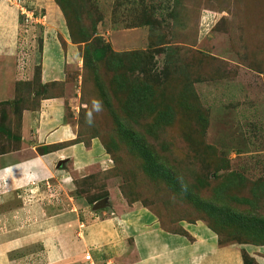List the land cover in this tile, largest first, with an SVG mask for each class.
Segmentation results:
<instances>
[{
    "label": "rangeland",
    "instance_id": "obj_1",
    "mask_svg": "<svg viewBox=\"0 0 264 264\" xmlns=\"http://www.w3.org/2000/svg\"><path fill=\"white\" fill-rule=\"evenodd\" d=\"M6 1L19 19L15 80L0 83L13 90L0 100V156L20 148L22 114L45 98L65 100L76 132L52 150L96 140L103 156L80 174L63 164V180L32 174L19 194L24 181L1 182L0 216L55 199L82 216L118 196L191 241L181 223L200 222L242 264H264V0ZM62 31L63 79L45 83L43 43Z\"/></svg>",
    "mask_w": 264,
    "mask_h": 264
},
{
    "label": "crops",
    "instance_id": "obj_2",
    "mask_svg": "<svg viewBox=\"0 0 264 264\" xmlns=\"http://www.w3.org/2000/svg\"><path fill=\"white\" fill-rule=\"evenodd\" d=\"M17 19L18 10L0 0V50L4 51L0 57V83L5 85H12L15 80L16 53L11 46L16 43L11 42L15 40ZM62 32L61 39L56 34L57 38H46L43 43L45 83L63 79L66 52L62 42L68 43L69 37ZM10 92H0V100L12 98ZM20 126V148L0 156V184L24 181L23 186L12 189L14 193H20L32 174L52 181L65 173L63 164L67 163L72 173L80 174L101 162L98 159L103 156L102 146L96 140L90 150L76 144L39 154L42 148L76 139L74 128L65 121L64 99L45 98L37 109L25 110ZM66 177L67 174L61 179ZM55 188L59 192L60 185ZM108 200L98 209L93 204L83 208V217L77 203L65 205L58 199L42 206L21 202L9 207L0 216V227L5 226L7 231L0 234V264H242L238 247L221 248L216 235L200 222L181 223L191 241L166 230L159 218L139 203L116 196L114 203L108 205ZM87 254L91 261L85 260Z\"/></svg>",
    "mask_w": 264,
    "mask_h": 264
},
{
    "label": "trees",
    "instance_id": "obj_3",
    "mask_svg": "<svg viewBox=\"0 0 264 264\" xmlns=\"http://www.w3.org/2000/svg\"><path fill=\"white\" fill-rule=\"evenodd\" d=\"M69 26H70V24H68ZM103 55H104V48H97L95 51H94V53H93V57L96 59V60H101V59H103ZM146 87V86H145ZM137 91H140V88L138 87H136L135 88ZM146 89H148V87H146ZM137 93V92H136ZM151 95H152V92H151V90H150V92L149 93H147V94H145L144 96V99H148V100H150V98H151ZM141 113H144V112H141ZM129 114H131V112H129ZM19 140H21V138L19 137ZM51 150H52V148H42V149H40V151H41V155H44V154H47V153H49V152H51ZM103 198V197H102ZM102 198H97L96 200H95V202L96 201H100V199H102ZM93 204V203H92ZM91 204V205H92ZM151 211V210H150ZM195 222H197V221H195Z\"/></svg>",
    "mask_w": 264,
    "mask_h": 264
},
{
    "label": "water",
    "instance_id": "obj_4",
    "mask_svg": "<svg viewBox=\"0 0 264 264\" xmlns=\"http://www.w3.org/2000/svg\"><path fill=\"white\" fill-rule=\"evenodd\" d=\"M59 166H60V165H59ZM106 202H107V198L104 199V200L98 201V202H96V203L94 204V208H95V209L101 208V207L103 206V204L106 203Z\"/></svg>",
    "mask_w": 264,
    "mask_h": 264
},
{
    "label": "built area",
    "instance_id": "obj_5",
    "mask_svg": "<svg viewBox=\"0 0 264 264\" xmlns=\"http://www.w3.org/2000/svg\"><path fill=\"white\" fill-rule=\"evenodd\" d=\"M85 260H86V261H91V256H90V254H87V255L85 256Z\"/></svg>",
    "mask_w": 264,
    "mask_h": 264
},
{
    "label": "clouds",
    "instance_id": "obj_6",
    "mask_svg": "<svg viewBox=\"0 0 264 264\" xmlns=\"http://www.w3.org/2000/svg\"><path fill=\"white\" fill-rule=\"evenodd\" d=\"M94 109L98 110L99 109V105L97 103H94L93 105Z\"/></svg>",
    "mask_w": 264,
    "mask_h": 264
}]
</instances>
